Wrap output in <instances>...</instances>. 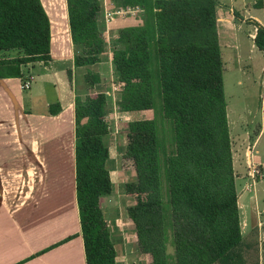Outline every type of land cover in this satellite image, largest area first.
Returning a JSON list of instances; mask_svg holds the SVG:
<instances>
[{"label": "trees", "instance_id": "1", "mask_svg": "<svg viewBox=\"0 0 264 264\" xmlns=\"http://www.w3.org/2000/svg\"><path fill=\"white\" fill-rule=\"evenodd\" d=\"M139 6L143 23L120 29L113 61L125 85L122 110H155L128 124L126 157L137 172L128 207L151 264H242L238 193L217 30V0H114ZM75 66L101 61L100 0H67ZM51 22L42 0H0V78L50 59ZM255 44L264 50V27ZM94 73L85 80L92 86ZM56 105L51 110L56 113ZM171 122L159 131V110ZM104 93L75 100L76 193L87 264H116L100 198L113 191L107 168ZM169 236L174 247L168 254ZM173 259V262L170 261Z\"/></svg>", "mask_w": 264, "mask_h": 264}, {"label": "crops", "instance_id": "2", "mask_svg": "<svg viewBox=\"0 0 264 264\" xmlns=\"http://www.w3.org/2000/svg\"><path fill=\"white\" fill-rule=\"evenodd\" d=\"M42 2L51 22L50 59L23 67L24 78L33 77L27 90L21 87V77L0 78V127L5 122L2 115L26 111L27 121H33L40 134L35 137L34 132V137L22 142L37 160L40 182L32 195L13 205L0 199V264H87L76 193L75 100L99 93L105 94L109 109L106 165L114 186L111 194L100 198V207L116 264H151L152 256L140 248L136 225L128 213L136 201L132 192L137 188V172L126 151L129 122L152 119L155 110L120 108L125 83L113 61L115 49L121 47L117 41L120 29L141 25L143 15L118 14L114 11L127 7L116 6L114 0H100L98 26L105 38L101 61L75 66L67 0ZM216 13L223 65L238 64L250 71L246 77L253 90L256 88V104L237 102L230 110L227 99L226 103L227 117L233 112L228 123L240 223L257 227L264 224V119L260 102L264 50L256 46L255 37L258 28L264 27V0H217ZM89 71L94 73L92 86L85 80ZM56 104L59 110L54 113L50 106ZM52 158L57 161L54 165L49 163Z\"/></svg>", "mask_w": 264, "mask_h": 264}, {"label": "rangeland", "instance_id": "3", "mask_svg": "<svg viewBox=\"0 0 264 264\" xmlns=\"http://www.w3.org/2000/svg\"><path fill=\"white\" fill-rule=\"evenodd\" d=\"M16 55L17 52L13 50L0 51V58ZM248 73L251 72L246 69L242 70L238 64H224L225 93H227L226 99L230 110L236 108L237 102L256 104L254 101L256 88L253 90L252 83L246 77ZM261 79L260 95L264 88L262 85L264 78ZM239 80L242 81L241 85L238 83ZM233 89L236 90V93L233 92ZM158 110L160 112L158 117L160 135H162L161 126L165 124V136L170 141V134L172 136L171 122L163 119L161 109ZM25 113L27 112L20 113L18 111L15 116H13L14 114L1 116L5 122L0 127V199L12 205L16 201H24L30 198L34 188L40 182L37 160L33 159V156L28 150H25L22 144L28 136L34 137V132L35 137H40V134L34 129V122L27 121L29 116ZM232 115L233 112H230L228 117L232 119ZM234 131L236 130L234 129ZM57 146L55 145L54 148L56 149ZM56 162L53 158L49 160L50 165H54ZM241 230L244 238L241 248L242 264H264V224L252 227L242 223ZM167 251L173 257L174 247L171 236H169ZM170 261L173 262V259Z\"/></svg>", "mask_w": 264, "mask_h": 264}, {"label": "built area", "instance_id": "4", "mask_svg": "<svg viewBox=\"0 0 264 264\" xmlns=\"http://www.w3.org/2000/svg\"><path fill=\"white\" fill-rule=\"evenodd\" d=\"M118 14H129V15H135V16H142L143 15V9L139 6L134 7H127L126 9L119 8L118 10L114 11ZM114 12H110L111 16H113ZM33 81L32 76H28L26 79L22 80L21 87L23 90H27L30 88L31 83ZM260 102H261V111H262V118L264 119V88L263 92L260 95Z\"/></svg>", "mask_w": 264, "mask_h": 264}]
</instances>
